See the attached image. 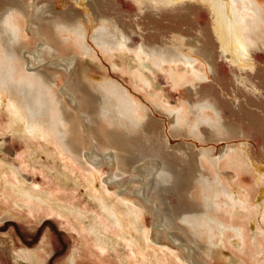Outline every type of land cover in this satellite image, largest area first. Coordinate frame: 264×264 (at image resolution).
<instances>
[{"label":"bare ground","instance_id":"1","mask_svg":"<svg viewBox=\"0 0 264 264\" xmlns=\"http://www.w3.org/2000/svg\"><path fill=\"white\" fill-rule=\"evenodd\" d=\"M77 1L83 6L84 14H74L71 11L55 10V8V11H50L48 15H38L35 20L32 18L39 29L37 32L46 40L47 46H51L52 41H55L56 47L75 51V60L85 56L94 58L99 49L113 56L116 51L120 53L130 51L132 44L134 45L130 35L128 36L106 15L94 11L93 0ZM135 1L139 4L146 2L153 6L180 9H191L193 2H203L212 14V33L215 34L226 57L239 68L246 69L254 66L251 52L264 44V11L257 0ZM34 9L33 2L23 4L20 0H10L0 7V111L6 112L7 128H12L33 140H40L44 144H53L57 152L63 153L67 159L66 166L72 172V176L56 175V180L49 182L48 187H44L43 191H37L38 189L28 187L20 179L17 169L10 166L7 169L6 162L0 160V178L3 179H0V185L4 187V195L8 196L6 202L10 204L8 208L3 207L5 210H0V222L10 217H20L21 213L17 209L21 210L23 205H27L30 209L25 211L27 215H32L31 212L37 215L38 210L45 207L50 213L64 215L69 220L76 219L80 213L74 211L69 204L63 205L61 195L65 194L68 200L66 203L72 204V198L77 197L76 186L79 183L93 192L94 196H100L101 192L96 189L100 174L94 171L95 169L88 164L85 157V151L88 149L87 133L83 128L85 124L88 133H91L92 140L95 141V146L106 147L109 157L115 158L117 170L122 169L126 176L137 172L142 174L148 170L152 171L146 164L152 163L156 167L155 182L162 183L166 191L176 194L179 199L185 201L191 197L195 199L194 202L197 201L193 209L186 206L174 212L168 210L169 208L162 211L166 214L165 223L174 224V227L181 229L194 244L202 247L203 254L209 259L221 257L227 244L232 242L246 244L248 230L242 223L244 221L235 217L234 208L248 207L253 215L252 220L255 219L256 214L246 203L247 191L234 183V174L229 173L225 168L241 170L244 168L254 175L260 187L258 199H253L257 204L259 202L264 204V162L252 161L245 141L231 143L232 130L228 129L225 121L222 120L214 102L203 98L197 101L190 99L196 90V82L206 78L207 72L215 67L213 53L200 46L197 40L179 35L175 36L171 44L164 47H149L141 43L132 48L141 60L144 54L159 67H163L164 63H175V61H181L192 67L193 76L191 74V77L171 72L175 85L185 87L191 93L179 107L168 104L161 94L146 92L153 87V82L141 71L142 67V69L137 67L131 72L132 85L125 84L119 80L120 78L105 77V75L104 77L91 76L86 69H77L76 80L71 85L75 94L70 93L66 96V90L59 88L60 74L42 66L26 65L22 51L25 47L29 48V45H32L33 37L26 33L24 24ZM34 23L32 21V24ZM40 49L43 51L42 48ZM197 62L204 67L203 72L195 68L194 64ZM51 63L53 66H50L54 69L58 61L54 60ZM137 90L146 92L145 100L139 98ZM76 103L80 104L81 114L76 109ZM209 110L211 113L208 112ZM80 115L85 117V120H82ZM202 127H205L209 133V139L203 135ZM153 128L158 133L159 140L167 147L171 143L180 146L174 145L171 152L163 150L164 147L158 148L160 145L150 149V131ZM182 136L198 143L215 141L218 145L183 143L180 140ZM182 148L185 150L183 151ZM27 149L29 151V148ZM162 150L166 152V155ZM149 151H152L151 158L147 157ZM20 158L22 166L28 168L30 162L27 156L21 155ZM136 165L140 166L135 167ZM76 172L80 178L77 177ZM84 173H87V176ZM160 174L163 177L158 179ZM82 176H85L84 181L81 179ZM72 180L73 192H76L67 194L68 189L62 185V182L65 185ZM133 183L136 188L140 185L139 181ZM144 184L145 188H139L133 193L131 190L122 194L114 192L115 199H112V204L105 205L108 215L102 216V223L99 221L96 227L99 230L101 228L111 232L109 240L95 238V241L91 237L93 242L88 239L90 236L87 238L83 235V241H89L87 245L90 246L94 255L104 254L107 244L117 246L120 238L127 246L125 250L130 252L127 260L125 258V264L136 263L137 253L145 256L146 245L151 240L150 233L148 228L143 229V235L140 236L138 223L140 218L147 214L145 199L142 195L147 194L150 188H146L149 186L148 182ZM98 187L102 188L100 185ZM236 192L239 194L238 200H236ZM161 206L159 203L155 204L157 213L161 212L159 209ZM239 212L240 210L237 213ZM102 224L103 227H101ZM94 229L96 230L95 227ZM104 231L103 233H106ZM101 237L104 238V236ZM97 238L100 237L97 236ZM243 251L246 254L245 250ZM38 254H34L36 264H40L42 260L41 255ZM252 258L259 264H264L256 253H252ZM169 259L177 264H187L180 251H171ZM152 260L150 264L170 263H165L159 256ZM70 261L76 262L75 253L70 257Z\"/></svg>","mask_w":264,"mask_h":264},{"label":"rangeland","instance_id":"2","mask_svg":"<svg viewBox=\"0 0 264 264\" xmlns=\"http://www.w3.org/2000/svg\"><path fill=\"white\" fill-rule=\"evenodd\" d=\"M8 2L10 0H0V7ZM20 2L23 4L33 2L35 6V9L32 10L33 13L30 14L31 16L24 24L26 33L33 37L32 45L30 44L29 48L25 47L27 50L24 48L22 51L25 56L26 65L42 66L60 74V79L58 80L59 88L66 90V96L70 95V93L75 94L71 85L76 80L77 69H86L91 76L104 77L105 75V77L120 78L119 80L125 84L132 85L131 72L137 67H142L141 71L153 82V87L146 90V92L156 95L161 94L168 104L179 107L187 95H191V93L188 92L187 88L175 85L171 72L191 77L192 67L181 61H177L178 64L176 61L175 63L167 62L163 64V67H159L154 62L152 63L151 59L147 58L144 54H142L144 58L141 60L132 48L139 46L141 43H145L144 45L149 47H164L171 44L170 42L175 40L174 38L177 35L188 36L187 38L197 40L200 46L213 53L215 67L212 71L207 72L206 78L196 82V90L190 97L191 101L203 98L214 102L220 111L222 120L225 121L228 129L232 130L231 135L233 137L231 143H239L241 140L245 141L247 143V152L249 151L248 153L252 161L264 162V44L254 48L251 52L254 66L246 69L239 68L226 57L215 34L212 33V14L203 2H193L191 9H180L153 6L146 2L139 4L135 0H93L92 2L93 4L95 2L96 6L92 4V9L113 20L121 30L123 29L128 36L130 35L131 42L134 45L132 44L130 51H121V53L120 51H116L114 56L107 55L99 49L94 58L85 56L80 60L74 59L76 55L75 51L56 47L55 41H52L51 46H47L46 40L37 32L39 29L34 23V20L37 19L35 18L36 16L48 15L52 10V12L55 10H67L66 12L71 11L74 14H84L83 6L77 0H20ZM257 2L262 6L264 11V0H257ZM32 21L34 24H32ZM54 60H57L58 64L53 69L51 68L53 66L51 62ZM194 66L196 69L199 68L200 71H204V67L199 62L195 63ZM174 85L177 88H174ZM136 92L141 100H145L146 92L144 90H137ZM78 104L76 103V109L81 114V107ZM208 112L211 113V110ZM80 117L81 119L83 118L82 120H85V117L82 115ZM7 124L8 117L6 112L1 110L0 160L6 162L7 169L9 166L17 169L20 179L28 187L38 189L37 191H43L44 187L50 185L49 182L56 180V175L69 174L72 176V172L66 166V156L59 151L57 152V148L53 144L47 145L40 140H33L27 135L23 136L20 132L7 128ZM83 128L87 133L88 149L85 151L86 160L89 165L93 166L94 171L100 174L98 183L102 188L98 187V183L96 184V189L101 192L100 196H94L93 192L80 183L77 186L75 185L77 197L72 198V204L66 203L68 200L65 194L61 195L62 201H64L63 205L69 204L73 207L74 211L80 213V216L73 220H69L64 215L50 213L45 207L38 210L39 214L37 215L33 212H31L32 215H27L25 211H30L27 205H23L21 210L17 209L21 213L20 217H10L0 222V264H36L34 259L35 253H39V256L41 255L40 259L42 260L40 264H125L130 252L125 250L127 246L122 239L119 238L120 241L118 240L117 246L107 244L104 254L96 256L92 253L90 246L87 245L89 241H83V235L87 238L90 236L88 238L90 241H96V239L109 240L111 232L104 231L101 228L99 230L96 227V223L102 221V216L108 215L105 205L108 204L110 206L112 204V199H115L114 192L122 194L127 190H131L133 193V191L136 192L139 188H145V182L149 183L150 187L146 186V188H150V190L147 191V194L143 193L144 195H142L141 193L145 199L144 204L147 214L140 218V221L138 220L139 233L140 236L143 235V231L148 228L151 240L146 245L148 248L146 247L145 256L137 253L135 255L137 258L136 263L133 262V264H150L156 256H159L165 263L177 264L169 259L171 251L183 253L187 264H259L252 258V253H256L259 259L264 262V204L259 202V204H262L259 205L255 201L260 185L258 179L250 174L249 171L244 168L243 170L231 167L225 168L226 171L234 174V183L247 191L246 203L256 214L254 219L256 222H254L252 220L253 217L251 218L253 215L248 207L239 206L240 208H234L236 212L235 217L242 219L244 221L242 223L247 227L246 244L238 242L227 244L226 248L223 249L221 257L209 259L203 254L202 247L198 246L199 244H194L181 229L174 227V224L165 223L166 214L162 211L169 208L168 210L174 212L186 206V208L193 209L196 207L197 201L194 202L195 199L191 197H188L185 201L179 199L176 194L174 195V193L166 191L162 183L155 182L157 175L154 176V171L156 167L152 163H146L152 171L148 170V172L146 171V173L142 174L137 172L139 175L133 173L126 176L122 169L117 170L115 158L109 157L108 149L104 146H95V141L92 140L91 133H88L85 124ZM201 130L203 135L208 138L209 133L205 127H202ZM150 135V149L157 148L160 145L158 148L164 147L163 150L171 152L174 145L180 146L179 144L171 143L167 147L166 144L159 140L158 133L154 128L150 131ZM188 139L190 138L186 136L180 137L183 143L195 142L192 139ZM178 143H181V141H178ZM195 143L198 145L203 144L204 146H209L210 144V146H215L217 144L215 141ZM37 145L43 147L41 148V146L38 147ZM27 148H29V151ZM163 150L162 152H164ZM151 152L149 151L148 158L152 157ZM164 153L166 155V152ZM21 155L27 156V160L30 162L28 168L22 166ZM138 166L140 165H136L135 167ZM84 175L87 176V173H84ZM161 175L158 176V179H160L159 177H163ZM77 177L80 178L78 174ZM81 179L84 181L85 176H82ZM165 180L167 182V178ZM138 181L141 186L139 185L136 188L133 182ZM261 182L262 179L260 180V184ZM72 183L73 180L67 182L65 185L62 182V185L68 189L66 190L67 194L73 192L74 185ZM3 191L5 189L0 185V210H3V207L8 208L10 206L6 202L8 201L6 198L8 196H5ZM236 194V197L239 196L238 192ZM236 200H238V197ZM157 203L162 205L161 207L165 206L164 208L159 207L161 209L160 213H157L156 208H154ZM259 206L262 207L259 208ZM239 210L240 212L237 213ZM101 227H103V224ZM103 231L107 234L103 233ZM98 233L100 235H97ZM96 235L100 238H97ZM101 236H104V238ZM91 237L93 240L90 239ZM243 250H245L246 254L243 253ZM30 253H33V255ZM74 253L76 254L75 263L70 261V257Z\"/></svg>","mask_w":264,"mask_h":264}]
</instances>
